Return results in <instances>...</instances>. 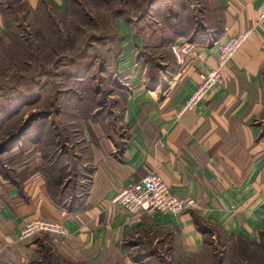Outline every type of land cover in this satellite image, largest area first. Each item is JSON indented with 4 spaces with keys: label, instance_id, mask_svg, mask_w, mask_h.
I'll use <instances>...</instances> for the list:
<instances>
[{
    "label": "crops",
    "instance_id": "crops-1",
    "mask_svg": "<svg viewBox=\"0 0 264 264\" xmlns=\"http://www.w3.org/2000/svg\"><path fill=\"white\" fill-rule=\"evenodd\" d=\"M13 1L26 11L44 6L64 10L70 3L0 0V28L5 36L8 25L1 5L11 8ZM162 1L167 5L166 0H153L152 8ZM202 14L195 22L188 14L166 15L173 23L161 47L171 51L172 58L155 75L148 66L131 67L144 50L142 37L133 32V20L121 17L119 67L107 80L109 90L96 92L108 94L102 99L105 113L97 115L95 106L76 95L74 87L61 90L73 92L74 135L84 151L72 154L63 147L58 155L69 156L65 161L56 156L52 162L47 159V165L22 166L30 167L25 175L0 176V264H37L43 248L66 264H146L154 258L198 253L217 234L225 240H260L264 229V0H209ZM177 21L182 28L175 26ZM245 30H252L251 34L222 70L223 82L196 108L184 109L200 74L218 64L216 42ZM188 43L194 44L190 52L177 57L176 50ZM85 72L71 73V86L99 85L89 64ZM112 116L119 127L109 124ZM63 165L66 178L57 187L54 178L63 173ZM151 174L161 176L177 196L194 198L196 207L180 215L159 210L131 214L112 202L125 185ZM39 219L62 223L67 233L21 238L22 230Z\"/></svg>",
    "mask_w": 264,
    "mask_h": 264
},
{
    "label": "rangeland",
    "instance_id": "rangeland-1",
    "mask_svg": "<svg viewBox=\"0 0 264 264\" xmlns=\"http://www.w3.org/2000/svg\"><path fill=\"white\" fill-rule=\"evenodd\" d=\"M68 1L69 6L64 10L44 6L27 11L24 5H16L13 1V7L17 8L14 18L18 21L14 24L11 21L7 36L0 28V122L5 119L0 125V144L18 131L31 115L45 117L33 123V128L26 131L28 134L22 141L7 145V150L0 153V176L15 178L25 175L30 167L22 166L27 164L47 165V159L52 162L53 154L57 150L61 153L63 147L67 152L70 149L72 154L84 151L83 143H78L79 137L74 135L75 124L72 122L77 120L71 97L73 92L67 94L61 90L74 87V93L81 95L82 91L91 89L92 84L71 86L69 82L71 73L84 75L88 64L99 84H94L93 91L109 90L107 80L119 67L117 53L123 43L119 39L121 17L133 20L130 21L133 32L142 37L139 42L144 50L140 60H132L131 67L136 63L148 66L149 72L155 75L160 73L164 62H170L172 58L171 51L161 47L169 25L173 23L172 19H166V15H190L192 21H198L207 10L209 0H166L167 5L162 1L154 9L153 0ZM168 3L173 4L174 9ZM176 25L182 28L183 23L177 21ZM138 48L140 50L141 46ZM178 51L176 56H182ZM102 69L109 71L102 74ZM100 94H97L99 100L108 95ZM116 120L112 116L109 124L119 127ZM68 157L63 156L61 160ZM42 234L45 232L37 235ZM36 258L40 259L37 264H66L49 248H43ZM146 264H264V249L259 243L242 238L225 240L217 234L216 238L209 237V246L198 253L154 258L152 263Z\"/></svg>",
    "mask_w": 264,
    "mask_h": 264
},
{
    "label": "built area",
    "instance_id": "built-area-1",
    "mask_svg": "<svg viewBox=\"0 0 264 264\" xmlns=\"http://www.w3.org/2000/svg\"><path fill=\"white\" fill-rule=\"evenodd\" d=\"M252 30H245L224 42L217 43L218 64L216 67L200 74V83L185 103L184 109H194L213 90L223 82L222 70L232 61L236 53L242 48L249 38ZM193 43H188L179 49V56L189 53ZM120 204L131 214L141 212L162 211L180 215L190 208H194L197 202L192 197H179L173 193L171 186L158 174H151L138 182L129 183L112 200ZM67 233L66 227L59 222L47 220H35L22 230L21 238H29L38 233Z\"/></svg>",
    "mask_w": 264,
    "mask_h": 264
},
{
    "label": "trees",
    "instance_id": "trees-1",
    "mask_svg": "<svg viewBox=\"0 0 264 264\" xmlns=\"http://www.w3.org/2000/svg\"><path fill=\"white\" fill-rule=\"evenodd\" d=\"M2 6V11L5 15V18H6V23L8 25V27H11V21L13 22H16L18 21L17 19L14 18V12L17 11V8L15 7H6L4 5H1ZM70 78V77H69ZM89 84H92V83H83L82 85H89ZM91 89H86V91H82L83 93L81 94V96H84L85 99L83 100H87L88 102L92 103L94 106H95V109H96V113L97 115H101L103 113H105L106 109L104 108L106 106L105 102L102 101V100H99V98L97 97V90L93 91V88H94V84L90 85ZM73 89V88H72ZM89 90V91H87ZM87 92H90V93H87ZM80 96V94H78ZM83 97V98H84ZM91 98L93 99L91 101ZM43 120L45 119V117H42V116H37V115H31V117L29 118V120L21 126V128L18 130V131H15L13 133H11L6 139H4L2 141V143L0 144V153L4 152L5 150H7L6 146L9 145V144H14L16 141H22L23 137L25 136V134L27 133L26 131H28V129H30V127H32L33 123L37 120ZM3 121H5V119L1 120L0 122V125L3 123ZM8 147V146H7ZM58 150L55 152V154H53V158H56V156L58 157V159L61 160V157L62 155H58ZM57 154V155H56ZM49 155L51 156V152L49 153ZM66 167L65 165H63V167L61 168V171L63 173H61L60 175L56 176L54 178V183L56 184L57 187H59L62 182H63V179L66 178ZM244 240H247L249 242H252L254 244H262L263 245V249H264V229H262L260 231V240L258 242L256 241H252V240H249V239H245V238H242Z\"/></svg>",
    "mask_w": 264,
    "mask_h": 264
}]
</instances>
